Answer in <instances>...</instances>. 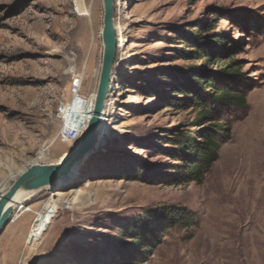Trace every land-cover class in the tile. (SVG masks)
<instances>
[{
    "label": "rangeland",
    "instance_id": "1",
    "mask_svg": "<svg viewBox=\"0 0 264 264\" xmlns=\"http://www.w3.org/2000/svg\"><path fill=\"white\" fill-rule=\"evenodd\" d=\"M113 6L125 46L91 150L53 191L30 194L22 227L0 234V264H264V0ZM103 12L102 0H0V195L32 164H55L78 144V135L63 140L60 109L76 79L84 100L97 90ZM230 62L239 77L221 73ZM178 82L211 120L192 127L203 108L182 105ZM219 90L244 94L247 107L215 104ZM217 122L230 131L203 181L172 183L180 163L165 150ZM50 203L52 225L31 251L26 241ZM165 210H186L192 223L169 226ZM146 219L164 228L149 252L131 235Z\"/></svg>",
    "mask_w": 264,
    "mask_h": 264
},
{
    "label": "trees",
    "instance_id": "2",
    "mask_svg": "<svg viewBox=\"0 0 264 264\" xmlns=\"http://www.w3.org/2000/svg\"><path fill=\"white\" fill-rule=\"evenodd\" d=\"M210 26H206L208 28ZM194 39L198 41L199 44L208 45L201 40L204 38L194 35ZM201 41V42H200ZM221 45L223 41L219 40ZM199 54L198 51H193L188 53L189 56L198 55V59L204 57L206 52ZM208 61V60H207ZM235 62H230L228 66L221 72L228 77L236 78L239 77L238 70L234 69ZM234 69V70H230ZM203 72H198L197 74H190L187 77H201ZM196 82V80H194ZM212 80L204 82L205 85L213 87L211 84ZM178 92L183 95V99L180 101L187 102L188 104H182L183 106L203 108L197 121L194 122L193 126L199 125L204 119L211 120L212 114L206 108H204V102L200 98L196 91L191 90L188 85L178 82ZM216 96H210L215 104L227 108H237L245 109L247 107L246 96L240 92H231L230 90H219L215 94ZM229 127L224 123H214L208 128H204L196 132V134H186L181 135L177 138L175 147L165 150L168 157L180 163L174 166V170L177 175L172 179V183H190L194 182L200 184L206 174L210 171L213 164L218 159V152L221 146V140L228 133ZM165 214L171 217V225H180L181 227H189L192 223L190 216L186 210H180L179 213L175 211L165 210ZM164 228L160 225L151 223L149 219L143 220L142 222L135 223L131 229V235L133 241L136 245L144 246L146 252L150 251L153 247L155 241H157L159 236L163 235ZM145 252V253H146Z\"/></svg>",
    "mask_w": 264,
    "mask_h": 264
},
{
    "label": "water",
    "instance_id": "3",
    "mask_svg": "<svg viewBox=\"0 0 264 264\" xmlns=\"http://www.w3.org/2000/svg\"><path fill=\"white\" fill-rule=\"evenodd\" d=\"M102 3L104 10L101 29L103 50L92 115L79 138L78 144L63 160L48 165L32 164L29 168L21 172L10 187L0 195V234L7 225L12 212L8 204L18 191L34 192L59 183L77 163L86 159L91 150L109 90L117 49V34L113 24V0H102Z\"/></svg>",
    "mask_w": 264,
    "mask_h": 264
},
{
    "label": "bare ground",
    "instance_id": "4",
    "mask_svg": "<svg viewBox=\"0 0 264 264\" xmlns=\"http://www.w3.org/2000/svg\"><path fill=\"white\" fill-rule=\"evenodd\" d=\"M87 14H88L87 12L83 13V15H87ZM124 44H125L124 37L122 36L118 37L117 48L118 49L121 48L122 45L125 46ZM112 80H113V77L111 73V79L109 83V90H108L107 96L110 95V92L113 89V86H111ZM79 86H80V79H76L74 83L72 84V86L68 89L69 92L73 94L72 102L68 103L67 105L62 106L60 109L61 114L63 115V118L65 120V125H64V130H63V134H64L63 140H65V142H70L77 135L80 138V136L82 135V133L84 132L88 124V121L94 109L95 94H92L88 100H84L79 95ZM107 102L108 100H105L103 113L101 115V120H102V117L105 115V112H106L105 109L107 106ZM68 154H65L61 160H63ZM59 183L44 187L41 190L53 191ZM31 193L32 192L18 191L13 197L12 201L8 204V207H10L12 210L9 216V221H8V223L13 224L10 227L12 228L10 232L13 233V231L15 232L17 228L22 227L23 223L21 224L20 219L22 217H25L26 216L25 214L30 211L28 209L27 210L25 209L24 204L30 199ZM57 209H58V205L56 203H50L46 206L42 214L37 215L35 224L33 225L31 237L28 239V241H26V245L29 246V249L31 251H35L36 248L38 247L37 238L39 237L42 238L46 234L50 226L52 225L53 218L55 217V212ZM17 214H19V216H17ZM20 238H21V235H20ZM3 264H15V262H13V259H12L10 262H4Z\"/></svg>",
    "mask_w": 264,
    "mask_h": 264
}]
</instances>
